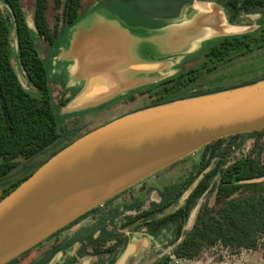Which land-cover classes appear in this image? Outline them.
I'll list each match as a JSON object with an SVG mask.
<instances>
[{"label":"trees","instance_id":"obj_1","mask_svg":"<svg viewBox=\"0 0 264 264\" xmlns=\"http://www.w3.org/2000/svg\"><path fill=\"white\" fill-rule=\"evenodd\" d=\"M3 2L6 13L0 7V201L51 157L80 138L77 132H68L61 126L59 108L65 106L68 100L55 101L45 61L40 56L21 1ZM51 3L54 11L60 13V16L56 15L54 25L50 24L48 17ZM222 3L227 9L228 22L233 26H241L245 15L264 11V0H222ZM83 14L84 0H36L33 15L36 33L47 44L55 46L62 34L60 24L74 26ZM11 33L14 34L20 73L13 63L15 56L11 48ZM263 50L264 26L241 35L213 38L204 42L198 51L186 56L177 65L178 71L175 74L146 87L140 86L122 100L135 102L139 94H148L151 100L141 108L144 109L187 97L254 84L264 79V66L244 67L239 73L243 77L239 76L236 82L222 87L204 89L201 79L205 73L216 75L220 70L234 65L237 60ZM201 56L204 59L198 62L197 59ZM193 62L197 63L192 65ZM248 138L254 141L253 150L244 154ZM48 151L51 153L45 162L23 165V174L5 184L10 174L20 166L21 160L29 161ZM201 151L199 161L191 166L190 172L182 180L160 191L159 202H151L144 211V203L139 200L124 204L128 210L137 209L139 212L136 216L127 218L121 225L123 230L139 223L135 229H145L148 235L157 237L170 226L176 227L172 254L161 256L151 264H172L171 256L183 261H194L204 250L218 245L232 253H240L243 250H255L264 242V182L242 183L244 180L264 176V130L223 138L205 146ZM234 155L237 156L236 159L230 161ZM205 171L207 173L184 203L166 214V210L179 204L180 199ZM160 173L161 171L155 176ZM216 178L218 183L215 198L219 205H202L192 227L186 230L193 210L211 190L212 182ZM137 186L89 211L7 264L22 263L31 251L52 240L58 241L62 233ZM118 211L116 208L100 214L94 218L93 226L52 245L51 250L39 262L32 264H48L57 252L76 243L82 245L78 257L85 255L87 248H91L94 254L102 255L114 253L120 244L126 247L128 240L121 234L107 230L109 220ZM97 233L99 235L95 238ZM108 241H116V244L101 250ZM84 242L85 246L82 244Z\"/></svg>","mask_w":264,"mask_h":264},{"label":"water","instance_id":"obj_2","mask_svg":"<svg viewBox=\"0 0 264 264\" xmlns=\"http://www.w3.org/2000/svg\"><path fill=\"white\" fill-rule=\"evenodd\" d=\"M218 11L204 15L199 21L203 27L207 24L214 27V35L206 41L253 32L232 34L241 27L230 25L228 16L218 15ZM82 20L78 22L81 24ZM219 29L232 33L221 34ZM142 82L138 80V88ZM116 94L98 97L108 99ZM263 130L264 80H261L144 108L82 136L0 201V264L14 260L89 211L205 146ZM206 173L193 183L184 200ZM261 182L264 176L242 181ZM200 207L198 204L194 209L189 223L196 219ZM132 251L133 245H129L116 264H125Z\"/></svg>","mask_w":264,"mask_h":264},{"label":"crops","instance_id":"obj_3","mask_svg":"<svg viewBox=\"0 0 264 264\" xmlns=\"http://www.w3.org/2000/svg\"><path fill=\"white\" fill-rule=\"evenodd\" d=\"M215 10L211 3L202 0H190L189 3H180L179 0H93L86 3L84 0V14L80 17L83 22H79L81 27L77 29V37H80L82 31L85 32L82 37L84 42L78 41L74 36L69 43L82 51L95 40L102 53L99 58L85 57V64L77 68L71 66L67 69V74L60 73L63 64L57 69L55 63L64 54V51L58 54L61 36L55 46H50L38 35L34 37L40 56L45 61L52 90L53 79L61 80L62 93L59 99L54 97L55 101L68 100L65 106L59 108L62 128L71 133L77 132L81 138L118 118L141 110L129 108L130 110L116 111L124 108L125 104L129 107L130 101L126 103L122 99L138 89V80L143 81L140 85L143 88L172 76L178 71L177 65L186 56L198 51L202 43L214 35V27L208 24L203 27L199 21ZM90 60L99 65L85 76ZM91 78L101 79L106 87L113 86L111 93L117 94L112 98L100 99V91L90 101L76 104ZM152 177L155 174L149 178ZM116 208L120 210L121 207ZM84 223L80 222L73 233L68 230L62 233L58 241L52 240L34 249L20 264L39 262L51 250L52 245L93 226L95 219L87 225ZM98 235L97 233L94 237ZM126 240V247L123 246L121 250L117 247L106 258L103 254H94L91 248H87L85 255L78 257L82 245L76 243L57 252L48 264H116L129 245H133V251L125 264H139L146 253L154 249L155 242L147 234L133 235ZM82 244L86 245L85 242ZM34 251L36 255L32 254Z\"/></svg>","mask_w":264,"mask_h":264},{"label":"rangeland","instance_id":"obj_4","mask_svg":"<svg viewBox=\"0 0 264 264\" xmlns=\"http://www.w3.org/2000/svg\"><path fill=\"white\" fill-rule=\"evenodd\" d=\"M20 1L26 12L27 21L32 22V20L34 19L33 15L35 11L36 0H20ZM91 1L93 0H86V3L88 2L90 3ZM203 2L211 3L212 8L219 10L218 15L220 14L221 16H228L227 9L223 5L222 0H206ZM0 7L3 8V10L6 13L5 3L3 2V0H0ZM57 14L60 16V13H57L54 11L53 3H51L50 9L48 11V17H49V21L51 25H54ZM210 14H213V12H211ZM78 24L79 22L74 27L63 26L62 24H60V30L62 31V34H61V41L59 42V45H58V54L59 52L62 53L63 51H64L63 52L64 54L62 55V58L59 59V61H55L57 69L59 66H61L60 64H63V68L60 70V73L64 72L65 74H67V71H68L67 69L70 68L71 66L74 68H77L78 66L81 67L82 64H85V61H87L85 60V57L91 59V57L96 56L97 58H99V56L102 53V49L99 48V46L97 45L99 43L95 40L92 41L90 44H88L86 48H83L82 51L78 50V48H74L75 47L74 44L69 43L71 41L70 38L74 36H76L78 41L84 42V40H82V37L84 36L85 32L82 31V33L80 34V37H77L78 35L77 29L81 27V25H78ZM260 26H264V11L253 13L251 15H245L243 18V24L240 26L241 28L236 31H233V33L232 32L229 33L227 31L225 32L220 29H219V32L221 34H231V33L234 34L235 32L241 33V32H247V31H254ZM84 28L86 29L87 27H84ZM30 29L33 33V36L36 37L37 33L35 31L34 22L30 24ZM11 48L13 49L14 56H15L14 57L15 60H13V63L20 73V70L18 68V63L16 60V54H15L16 47H15V40H14L13 33H11ZM73 49H75V51H73ZM203 59L204 58L201 56L200 58L197 59V61L200 62V61H203ZM90 62L91 63L89 64V66H87V69H85V70H88V72L85 73V76L88 73H91L92 69L98 68V65H99L98 63L95 64L91 60ZM196 63L197 62H193L192 65ZM232 65H230L225 70H220L219 73L216 75L214 74L209 75L207 73L203 74L202 79H201V85L203 86V88L205 89V88H215V86L217 87L226 86L227 84H231L239 80L240 78L239 76H242V77L244 76V75H239V73L242 71L244 67H249L252 65L264 66V50L254 55H251L250 57L239 59L236 61V63L233 66ZM186 68H189V66H186ZM60 81L53 79V95L56 99H59L61 96L60 94L62 93ZM249 85H252V84H249ZM245 86H248V85H245ZM222 91H225V90H222ZM222 91H217V92H222ZM217 92H212L209 94H214ZM209 94H205V95H209ZM200 96H203V95H200ZM137 97L138 98L135 102H132V103L130 102L129 107L128 105L125 104L124 108H119L116 111L120 112L121 109L126 110L129 108L141 109V107L145 106L151 100L150 95L148 94H144V95L139 94ZM193 97H197V96H193ZM187 98H190V97H187ZM246 140L247 141L245 143L246 146L244 147V151L247 154L253 150L254 141L249 138ZM201 150H199L198 152L188 157L181 159L183 161L179 160L178 163L176 162L177 164L175 163L176 165H172L171 168L165 169V171H161V173L158 176L149 178L142 185H139V186L136 185L137 187H135L132 191L121 195L120 197L116 198L112 203L103 206L96 213L89 215L82 221H84L85 222L84 224L87 225V223H90L92 219L96 218L97 216H100V214L108 212L109 209L112 210L116 208L117 206H120L121 207L120 210L114 213V218L109 220L108 225H107V230L110 232L117 233V234H122L126 239L133 237V235L140 236L142 234H147L145 229H142V228L138 230L135 229V227L137 226L136 224L124 230L121 228V225L127 220L128 217L136 216L139 212V210L137 209L128 210L126 207H124V203L126 202L130 203V202H133L134 200H139L144 203V208L142 209L144 211L149 208L151 202H159L160 201V196H159L160 191L163 190L164 187L170 186L176 183L177 181L182 180L190 172L191 166L199 161L201 154H202ZM50 153H51L50 151H48L47 153H42L36 158H33L32 160H29V161L21 160L20 166L10 174V177L7 178V181L5 182V184L11 180L13 181L17 179L23 174L24 172L22 170L23 165L29 164V163H43L48 159ZM236 157L237 156L234 155L233 158L230 159V161H233L234 159H236ZM197 179H199V177ZM217 183H218V178H216L212 182L211 190L208 193H206L203 196V198L199 201L198 204L200 206L208 204L211 207H217L219 205V203L216 201V198H215V189H216ZM183 203H184V199L181 198L177 206L174 205L170 207L168 210H166L165 213L168 214V213L173 212L174 210H176L177 207L181 206ZM79 223L75 224L68 231L70 233H73L78 228ZM192 223L193 221L187 225L186 230H189L192 227ZM148 236L151 237L150 235ZM152 238H153V241L155 242L154 249L146 253V255L140 260L139 264H151L152 262L156 261L161 256L171 255L172 249H173L172 243L174 242L176 238V227L170 226L168 229L161 232L157 237H152ZM113 244H116V243H113L112 241H108V243L104 244L101 250H104L105 248L109 246H113ZM119 247L121 250L123 245L120 244ZM32 254L36 255L37 253L35 252ZM106 255L107 254H103V257L106 258ZM158 255H160V257ZM171 257H172V264H177L176 261L174 263V260H173L174 256H171ZM178 264H264V242H262V244L255 250H248V251L243 250L240 253H232L231 251L218 245L214 248L204 250L201 256L194 261H184L183 262V260H180L178 261Z\"/></svg>","mask_w":264,"mask_h":264},{"label":"bare ground","instance_id":"obj_5","mask_svg":"<svg viewBox=\"0 0 264 264\" xmlns=\"http://www.w3.org/2000/svg\"><path fill=\"white\" fill-rule=\"evenodd\" d=\"M27 22L30 25L34 21L32 20V22L31 21H27ZM101 88H104V89L101 90ZM113 90H114L113 86L106 87L101 79H99V78L91 79L89 81V84L87 86L86 93H85L83 99H81L79 102H82L83 100H89L90 98H92L96 94H98L100 91H101L100 92L101 94H99V95L105 96V95L110 94Z\"/></svg>","mask_w":264,"mask_h":264},{"label":"built area","instance_id":"obj_6","mask_svg":"<svg viewBox=\"0 0 264 264\" xmlns=\"http://www.w3.org/2000/svg\"><path fill=\"white\" fill-rule=\"evenodd\" d=\"M100 206H102V205H100ZM173 260H174V263L176 261L177 264H178V261H180L179 259H176L175 257L173 258Z\"/></svg>","mask_w":264,"mask_h":264}]
</instances>
